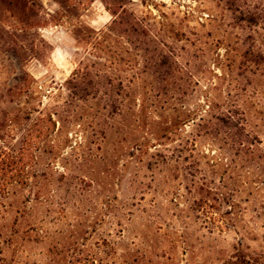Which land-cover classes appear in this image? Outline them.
Here are the masks:
<instances>
[{
  "label": "rangeland",
  "instance_id": "374dc122",
  "mask_svg": "<svg viewBox=\"0 0 264 264\" xmlns=\"http://www.w3.org/2000/svg\"><path fill=\"white\" fill-rule=\"evenodd\" d=\"M248 257L264 0H0V264Z\"/></svg>",
  "mask_w": 264,
  "mask_h": 264
},
{
  "label": "trees",
  "instance_id": "16d2710c",
  "mask_svg": "<svg viewBox=\"0 0 264 264\" xmlns=\"http://www.w3.org/2000/svg\"><path fill=\"white\" fill-rule=\"evenodd\" d=\"M112 15H115L116 16V14L114 12H112ZM258 262L259 261H258L257 257L256 258L248 257V260H246V259L244 260L243 259V261H241L239 259L234 264H258ZM261 262H263V264H264V257H262V261ZM260 264H262V263H260Z\"/></svg>",
  "mask_w": 264,
  "mask_h": 264
}]
</instances>
